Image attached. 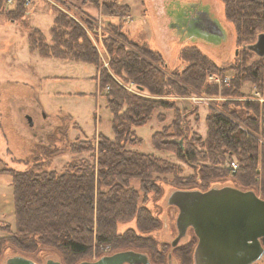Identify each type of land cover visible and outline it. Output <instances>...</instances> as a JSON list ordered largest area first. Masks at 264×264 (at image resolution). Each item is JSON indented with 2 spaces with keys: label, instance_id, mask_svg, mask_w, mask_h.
I'll return each instance as SVG.
<instances>
[{
  "label": "trees",
  "instance_id": "trees-1",
  "mask_svg": "<svg viewBox=\"0 0 264 264\" xmlns=\"http://www.w3.org/2000/svg\"><path fill=\"white\" fill-rule=\"evenodd\" d=\"M12 1V8L5 15L17 21L24 17L26 5L24 0ZM220 1L226 19L234 27L235 42L246 45L229 68L234 71L229 85L220 82L221 93L245 97L240 87L246 81L261 92L263 56L256 54L258 58L249 61L250 53L254 52L247 45L264 32V0ZM90 3L99 8L102 16L130 13L129 5L118 4V0H90ZM52 10L49 39L38 27L28 26L29 50L43 57L80 61L95 67L94 78L100 89L107 87L105 98L112 115L113 138L99 132L67 143L74 156L59 171L50 167L55 152L44 146L30 157L31 163L24 169L5 168L11 174L15 228L9 223L2 228L6 234L0 236V257L8 246L23 254H34L46 247L59 254L62 264H77L81 257L101 246L105 252L99 251L96 259L104 253L132 249L144 252L152 264H165L169 254L167 244L152 234L160 227V218L146 205L148 194H158L162 183L175 189L206 190L229 172L221 165L230 155H235L238 168L233 173L239 171L240 184L253 190L260 164L264 191V144H259L256 136L259 119L264 122V101L221 102L218 106L222 112L210 110L205 117L204 137L196 132L188 135L186 111L163 98L129 91L115 79L116 76L124 83L131 82L137 90L154 96L190 92L214 95L219 85L207 79V74L212 72L224 78L227 68L219 67L197 46L188 45L178 52L179 59L185 63L183 68L169 72L158 49L129 39L122 24L110 23V34L104 38L109 71L100 68V55L87 31L93 29L92 21L83 19L84 26L65 12L55 7ZM158 108L172 110V119L152 133V146L172 152L186 164L195 165L201 159L209 164L201 165L193 175L181 176L180 165L127 148L139 140L134 128L146 124ZM157 116L163 121L161 113ZM84 153L87 155L82 156ZM134 181L137 186L132 184ZM130 220H134L136 228L117 230L119 221ZM261 243L264 246V238ZM176 250L173 248L170 253ZM188 255L180 264H188V259L191 260Z\"/></svg>",
  "mask_w": 264,
  "mask_h": 264
},
{
  "label": "rangeland",
  "instance_id": "rangeland-1",
  "mask_svg": "<svg viewBox=\"0 0 264 264\" xmlns=\"http://www.w3.org/2000/svg\"><path fill=\"white\" fill-rule=\"evenodd\" d=\"M12 2L0 0L2 5L0 10V236L6 234L2 229L5 224L9 223L12 229L15 228L11 174L5 168L24 169L30 165V157L42 150L39 149L40 147L37 148V138L31 134V129L27 127L23 115L32 104L37 102L51 121L48 148L55 153L51 155L50 167L58 171L74 156L66 147L67 143L84 137H93L99 132L113 138L112 115L106 105V89L101 90L94 78L97 72L95 67L80 61L43 57L36 51H30L27 42L28 26L38 27L49 39L54 7L72 16L82 25H84L83 19L91 20L93 29L87 31L100 55V68L107 69H109V56L105 49L104 38L110 34V23L122 24L129 39L158 49L164 56L169 72L181 70L185 65L178 56L180 48L195 45L219 67L228 69L225 74V77H228L225 86L229 85L230 79L234 76V71L229 68L235 63L241 48L246 46L237 45L235 42L234 27L226 19L220 0H118V4L129 5L130 13L126 16H102L99 8L90 3V0H32L26 5L24 17L21 16L22 18L17 21L9 20L5 15L7 9L12 8ZM86 8H91L92 12L87 11ZM197 10H204L206 17L217 24L220 32L207 29L205 21ZM256 58H258L256 54L250 53L249 61ZM261 58L264 62V56ZM214 76L221 77L210 72L207 74V79L211 81V77ZM115 79L129 91L149 98H163L186 111L188 135L196 132L204 137L205 117L210 110L222 112L218 106L221 102L256 101L252 97L256 87L249 81L242 83L240 87L246 96L238 98L224 96L221 93L220 82H215L219 87L218 93L214 95L190 92L187 95L154 96L145 90H137L131 82L124 83L116 76ZM261 94L264 98V90ZM158 113L162 114L163 121L158 120ZM171 119L172 110L158 108L146 124L134 128L135 136L139 140L128 144L127 148L160 156L180 165L181 176L193 175L201 165L209 164L208 161L201 159L197 160L195 165L186 164L178 160L172 152L156 150L152 146V133L167 126ZM259 124L260 130L254 134L258 137L259 144H264V122L261 118ZM180 140L182 141V138ZM86 155L82 154V156ZM229 160L237 161V158L235 155H230L225 160L221 166L229 172L213 181L211 186L231 185L246 189L240 184L239 171L233 173L228 167ZM258 171L257 181L252 189L262 197L264 191L260 164ZM166 177L170 178V175ZM132 184L137 186L135 181ZM172 190H175L173 186L162 183L158 194L150 193L146 200L148 208L160 218V227L152 234L159 242L167 244L169 254L173 249L170 240L176 234L174 221L178 212L176 206L166 202L167 195ZM127 227L136 228L134 220L117 223L118 231H123ZM185 239L187 244L182 247L186 246L193 251L197 238L191 229ZM99 251L105 252L101 246L98 249L93 248L89 254L81 257V261L95 260ZM180 253L181 251L176 250L165 264H179L182 256ZM13 255H23L37 263H44L47 258L61 261L58 253L46 247L34 254H23L15 247L8 246L3 249L0 264H7L6 259ZM252 264H264V255Z\"/></svg>",
  "mask_w": 264,
  "mask_h": 264
},
{
  "label": "water",
  "instance_id": "water-1",
  "mask_svg": "<svg viewBox=\"0 0 264 264\" xmlns=\"http://www.w3.org/2000/svg\"><path fill=\"white\" fill-rule=\"evenodd\" d=\"M207 29L220 32L217 24L197 10ZM199 15V16H200ZM258 56H264V32L247 45ZM167 203L178 209L176 226L178 234L172 241L192 228L197 243L193 252L194 264H252L264 255V198L251 189L231 185L211 186L206 190L175 189L167 195ZM7 264H40L23 255H13ZM151 264L143 252L127 249L105 254L95 260L77 264ZM41 264H62L48 258Z\"/></svg>",
  "mask_w": 264,
  "mask_h": 264
},
{
  "label": "flooded vegetation",
  "instance_id": "flooded-vegetation-1",
  "mask_svg": "<svg viewBox=\"0 0 264 264\" xmlns=\"http://www.w3.org/2000/svg\"><path fill=\"white\" fill-rule=\"evenodd\" d=\"M24 118L26 120V124H27V127L31 129V134L34 135L36 138H37V141L38 142V146L37 148L39 147H49L50 146V141H49V125L51 123L50 120H48V116L46 115L45 111L39 107L38 103L35 102L34 104L31 105V107L29 109H27L25 112H24ZM48 141V142H47ZM166 202H167V198H166ZM170 205V204H169ZM178 213V212H177ZM177 217V215H176ZM174 224H175V228H176V234L175 236L170 240V244L172 243V241L176 238L177 234H178V229H177V226H176V218H175V221H174ZM192 230V228L188 227L185 231V234L182 235L176 242L175 245H172L171 246L173 248H177L178 251H181V255H182V259L179 260V264L181 262H183L185 259V255L186 256H189L188 254H190L191 256V260L188 259L187 263H191V264H194V259H193V252H194V249L193 251L188 248V247H182L183 245H186L187 241H185V237L187 235V232L189 230ZM193 231V230H192ZM194 233V232H193ZM195 235V234H194ZM197 238V237H196ZM184 242V244H183ZM196 243H197V240H196ZM195 243V245H196ZM195 248V247H194ZM127 250V249H125ZM132 250V249H131ZM121 251V250H119ZM117 252V251H115ZM141 252V251H139ZM114 253V252H113ZM144 253V252H143ZM111 254V253H110ZM171 254H168V260H169V257H170ZM148 257V256H147ZM48 259V258H47ZM149 259V258H148ZM150 261V260H149ZM36 262V261H35ZM41 264V263H40ZM124 264H128V263H124ZM136 264H140V263H136ZM152 264V263H151ZM175 264V263H174Z\"/></svg>",
  "mask_w": 264,
  "mask_h": 264
},
{
  "label": "built area",
  "instance_id": "built-area-1",
  "mask_svg": "<svg viewBox=\"0 0 264 264\" xmlns=\"http://www.w3.org/2000/svg\"><path fill=\"white\" fill-rule=\"evenodd\" d=\"M8 2H11L12 0H7ZM32 0H24V5H27L31 2ZM213 82H227L228 81V77H224V78H220V77H211ZM210 78V79H211ZM107 89V87H106ZM261 92L258 90V89H254V91L252 92V97L254 100L258 101V102H263L264 101V98L261 96ZM198 97V96H197ZM197 99H200V98H197ZM227 165L228 167L230 168V170L232 172H234L237 168H238V163L236 160H229L227 162Z\"/></svg>",
  "mask_w": 264,
  "mask_h": 264
},
{
  "label": "crops",
  "instance_id": "crops-1",
  "mask_svg": "<svg viewBox=\"0 0 264 264\" xmlns=\"http://www.w3.org/2000/svg\"><path fill=\"white\" fill-rule=\"evenodd\" d=\"M87 7H90L89 5H87ZM87 9V11H89V12H92V9L91 8H86ZM263 90H264V82H263ZM2 127V126H1ZM2 130V129H1Z\"/></svg>",
  "mask_w": 264,
  "mask_h": 264
}]
</instances>
